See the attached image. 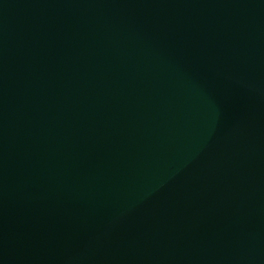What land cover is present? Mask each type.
<instances>
[{
  "label": "water",
  "instance_id": "water-1",
  "mask_svg": "<svg viewBox=\"0 0 264 264\" xmlns=\"http://www.w3.org/2000/svg\"><path fill=\"white\" fill-rule=\"evenodd\" d=\"M0 264H264V0H0Z\"/></svg>",
  "mask_w": 264,
  "mask_h": 264
}]
</instances>
